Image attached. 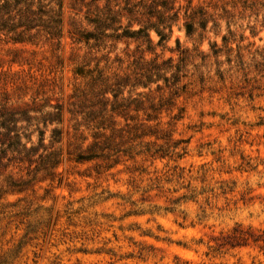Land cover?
I'll return each mask as SVG.
<instances>
[{
	"label": "rangeland",
	"instance_id": "374dc122",
	"mask_svg": "<svg viewBox=\"0 0 264 264\" xmlns=\"http://www.w3.org/2000/svg\"><path fill=\"white\" fill-rule=\"evenodd\" d=\"M187 6L208 18L201 36L186 35ZM175 9L180 20L155 54L182 58L187 86L156 122L179 159L75 163L68 151L87 136L72 127L84 122L72 113L84 50L66 38L59 48L0 44V122H32L35 146L38 130L47 146L56 128L61 152L51 177L0 195V264H264V0H176ZM116 48L111 59H125L135 44ZM57 106L59 118H48ZM44 119L59 123H36ZM30 170L0 168V184Z\"/></svg>",
	"mask_w": 264,
	"mask_h": 264
},
{
	"label": "trees",
	"instance_id": "16d2710c",
	"mask_svg": "<svg viewBox=\"0 0 264 264\" xmlns=\"http://www.w3.org/2000/svg\"><path fill=\"white\" fill-rule=\"evenodd\" d=\"M175 3L176 0H125L120 6L117 0H0V44L59 48L66 38L72 47L84 50L82 65L74 71L84 82L75 88L76 102L72 104L77 108L72 113L83 117L84 122H73L72 127L76 134L84 129L87 136L80 133L81 146L68 151L75 163L101 161L110 168L122 158L144 156L162 161L182 157L176 152L179 143L171 141V132L162 131V123L156 122L187 86L182 84L183 59L173 64L172 59L162 60L155 54L156 48H165L173 25L180 20V9H175ZM189 9L187 6L182 16L186 35L192 37L199 28L201 36L208 18L202 11ZM133 25L139 28L132 30ZM151 31L158 37L156 43ZM120 42L125 45L124 51L134 43L133 54L125 53V59L115 54L111 59ZM176 46L178 51V41ZM147 55L153 57L147 59ZM92 62L95 66L89 69ZM102 62L104 67H100ZM114 64L115 71L106 75ZM54 109L56 112L47 114L48 118H59L60 108ZM140 114L144 119H139ZM44 121L49 122L36 123L45 128L59 123ZM21 123L26 125L19 126ZM31 123L0 122V168L7 169L11 164L27 165L28 170L33 167L26 179L5 177L7 189L0 184V195L23 191L38 175L51 177L61 163L60 150L53 149L60 143V131L52 129V140L44 146L45 131L37 129L39 139L35 146L31 142L33 132H29Z\"/></svg>",
	"mask_w": 264,
	"mask_h": 264
}]
</instances>
